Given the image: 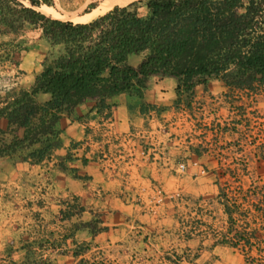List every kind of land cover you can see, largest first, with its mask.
<instances>
[{
  "label": "trees",
  "instance_id": "obj_1",
  "mask_svg": "<svg viewBox=\"0 0 264 264\" xmlns=\"http://www.w3.org/2000/svg\"><path fill=\"white\" fill-rule=\"evenodd\" d=\"M43 6L53 7V0H0V64L17 66L14 59L22 53L48 49L28 89L0 94V158L21 154L33 164L49 159L61 147L63 118L88 101H95L98 113L108 110L107 99L140 95L151 77L173 78L175 104L187 107L197 86L217 80L227 90L223 103L236 113L232 128L227 119L203 126L223 139L212 149L225 161L215 172L226 217L215 243L240 251L244 264H264V184L252 178L247 162L264 161V111L254 109L250 120L245 103L264 100V0H136L87 23L56 19ZM98 6L90 4L85 13ZM229 132L238 136L233 167L224 141ZM205 145L207 153L212 144ZM101 223L88 224L93 238L107 230ZM73 244L74 264H109L84 258L90 243ZM67 252L55 242L7 246L0 264H57L56 257ZM172 256L174 264H197V255L190 261Z\"/></svg>",
  "mask_w": 264,
  "mask_h": 264
},
{
  "label": "crops",
  "instance_id": "obj_2",
  "mask_svg": "<svg viewBox=\"0 0 264 264\" xmlns=\"http://www.w3.org/2000/svg\"><path fill=\"white\" fill-rule=\"evenodd\" d=\"M41 49L43 52L47 48L43 45ZM175 87L173 78L151 77L140 95L129 92L113 96L106 100L109 109L100 113L94 108L95 101H88L73 116L60 121L61 147L49 159L35 165L19 164L10 170L8 166L4 172L11 180L30 179L29 188H39L46 196L77 198L79 207L101 216L107 228L102 233L123 225L125 231L136 228L148 236H167L175 242L165 251L170 255L201 250L208 241L212 250L229 248L240 252L215 243V233L222 230L226 217L218 199L217 170H209L202 160L207 155L215 157L212 148L206 153L204 140L196 146L202 148V153L185 150L180 157L186 160L187 170L176 173V145L181 140L168 138L167 130L173 111L158 117L154 110L145 108L166 105L174 99ZM217 120L221 119L202 120L199 127ZM216 143H223L220 135ZM192 161L213 173L214 183L209 172L193 179L189 166ZM154 186L165 196L180 189L182 201L174 206H156ZM185 218L189 223L183 221Z\"/></svg>",
  "mask_w": 264,
  "mask_h": 264
},
{
  "label": "rangeland",
  "instance_id": "obj_3",
  "mask_svg": "<svg viewBox=\"0 0 264 264\" xmlns=\"http://www.w3.org/2000/svg\"><path fill=\"white\" fill-rule=\"evenodd\" d=\"M103 1L53 0V7H49L52 9L50 15L56 19L76 23L73 20L74 17L88 14L85 12L89 10L90 4H95L96 8ZM39 9L37 10L40 11ZM93 11L91 10V12ZM104 13L102 11L93 13L90 21ZM47 50L43 52L31 50L28 53H22L14 59V62L18 63L17 66L14 63L8 62L0 64V94L16 86L28 89L33 82L34 76L41 69L44 53ZM226 92L227 90L221 82L210 80L206 86L199 85L194 89L195 102L190 104V107H187L184 103L175 104V94L174 99L170 100L166 105L156 107L158 112L154 110L158 117L173 111V116L168 121L170 127L167 130L169 133L168 138L173 139L177 137V140H181L176 145L179 148L178 157L174 165L176 173L181 174L177 171L180 164L184 163L187 166L186 160L183 158V162L181 160L182 157H180L183 152L188 150L194 151L198 143L200 145L204 140L210 142L212 144L211 148L215 149L214 144L219 141V136H217L215 131L211 133L205 131L203 127H199L201 122H210L216 118L227 119L231 128L233 127L231 122L235 120L234 114L236 111L229 110V105L223 103L222 96ZM40 98L43 99L42 97ZM245 103L249 106L247 117L250 120H252L250 112L254 109L258 108L260 111H264V100H260L256 106L252 105L250 100L245 101ZM0 125L4 127L3 123ZM228 134V137L225 139L230 145L227 163L233 167V163L236 162L238 157L233 145L238 136L232 132ZM196 150L197 153H202L201 147ZM217 153H213L215 157H208L207 155V157L202 159L203 164H207L211 171L218 170L220 162H225L224 160L220 161ZM247 162L252 178L259 184H264V161L248 157ZM24 163L35 165L24 161L21 154L0 158V254L7 246L18 249L24 244L31 242H38L44 245L55 242L57 244H65L67 249H69L66 255H58L55 262L57 264H73L75 262L71 257V251L75 248L73 243L77 242L80 244L86 242L91 244V249L84 258L94 261L105 258L112 264H174L172 260L175 258L165 253L175 242L170 241L167 236L165 237L162 234V236H148L136 228L125 231L122 225L116 228V230L101 233L93 238L90 234V229L87 228L88 224L95 220L101 221L102 218L92 211L83 210L84 212H80V203L77 198L72 196H46L43 192L39 191V188L37 190L34 189V191L29 188L30 179L27 182L25 179L19 181L15 179L11 180L8 178V174L4 172L5 167L10 166V170ZM207 173L204 176L208 175ZM70 175L73 178L77 176L71 171ZM208 176L211 178V182L214 183L215 175L209 172ZM31 192H33L34 196H31ZM182 197L183 195L179 189L170 194V196H165L164 194L158 202L154 199V203H156V206L161 207L167 205L174 206L177 202L180 203L182 201ZM183 221L189 223L187 218L183 219ZM99 227H103L102 223ZM169 238L172 239V237ZM211 244L210 241L205 242L203 248L198 250L200 252L197 250L194 252L182 251L177 255L184 258L188 256L189 259L187 260L189 261L193 259L194 255L198 257L200 255L197 258L198 260H195L197 264L243 263V257L240 252L229 248H216L212 250ZM198 247L200 245L197 243ZM184 253L186 254L183 255ZM183 264H185V261H183Z\"/></svg>",
  "mask_w": 264,
  "mask_h": 264
},
{
  "label": "bare ground",
  "instance_id": "obj_4",
  "mask_svg": "<svg viewBox=\"0 0 264 264\" xmlns=\"http://www.w3.org/2000/svg\"><path fill=\"white\" fill-rule=\"evenodd\" d=\"M133 1H136V0H104L100 4V6L96 10H94L93 12L85 14L83 16L74 17L73 20H75L76 23H87L90 21L93 13H96L97 11L107 12V11L111 10L114 6H126ZM41 9H43V11H42L43 13H45L47 15L51 14V10H52L51 8L44 6Z\"/></svg>",
  "mask_w": 264,
  "mask_h": 264
},
{
  "label": "built area",
  "instance_id": "obj_5",
  "mask_svg": "<svg viewBox=\"0 0 264 264\" xmlns=\"http://www.w3.org/2000/svg\"><path fill=\"white\" fill-rule=\"evenodd\" d=\"M189 166H190L191 174L195 178L204 176L207 173V170L198 161H192ZM186 170H187V166L185 164H180L178 166V171L180 173H184L186 172ZM152 193L154 195L153 198L157 200V202L162 199V196H164L162 190L157 186H154L152 188Z\"/></svg>",
  "mask_w": 264,
  "mask_h": 264
}]
</instances>
